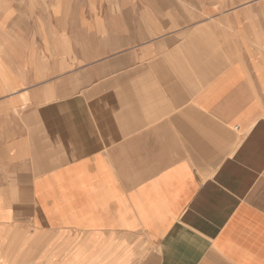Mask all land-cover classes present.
<instances>
[{
	"label": "crops",
	"instance_id": "0c3cea01",
	"mask_svg": "<svg viewBox=\"0 0 264 264\" xmlns=\"http://www.w3.org/2000/svg\"><path fill=\"white\" fill-rule=\"evenodd\" d=\"M10 1L0 264H264V0Z\"/></svg>",
	"mask_w": 264,
	"mask_h": 264
},
{
	"label": "rangeland",
	"instance_id": "374dc122",
	"mask_svg": "<svg viewBox=\"0 0 264 264\" xmlns=\"http://www.w3.org/2000/svg\"><path fill=\"white\" fill-rule=\"evenodd\" d=\"M34 4H36V5L40 4L36 8H42L41 6L43 5V1L41 0L40 2H36ZM10 5H12V2L10 0H0V11L3 10V9L10 8ZM12 7L17 8V9H19V8L23 9V8H25V3H20V6L17 5V4L16 5H12ZM36 21L43 25L44 19L39 18V19H36ZM56 22H57L56 19H53V23L56 24ZM11 25H12V18L11 17H9V16H6L4 18L0 17V39L2 38L3 33H4V36L11 37V35L13 34V29L11 28ZM16 25L20 27L19 30H26L27 31L26 26L28 25V19L27 18H19V19H17ZM21 34L32 35V36L34 35V34H28V33H21ZM55 34H57V33H55ZM55 34L53 32L52 35H51V37L53 39H54ZM36 36L44 37V33H41V35H36Z\"/></svg>",
	"mask_w": 264,
	"mask_h": 264
}]
</instances>
